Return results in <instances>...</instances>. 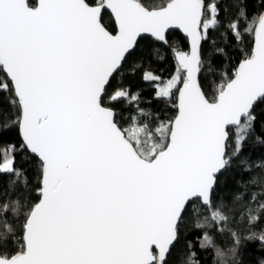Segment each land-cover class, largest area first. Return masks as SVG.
I'll return each instance as SVG.
<instances>
[{
    "label": "snow or ice",
    "instance_id": "6c2138e0",
    "mask_svg": "<svg viewBox=\"0 0 264 264\" xmlns=\"http://www.w3.org/2000/svg\"><path fill=\"white\" fill-rule=\"evenodd\" d=\"M236 8L227 30L253 43L210 95L200 77L205 65L208 73L216 68L202 42L228 12L219 0H0V130L16 126L20 136L19 144H0V176L22 193L32 181L17 155L34 156L38 170L35 202H0V264H175L170 257L186 218L205 209L198 230L226 222L218 177L234 162L242 174L250 171L240 157L264 117V12L249 19L242 0ZM173 28L186 35V49L169 44ZM142 34L172 53L170 78L146 70L142 79L154 82L156 98L175 97L173 116L140 108L130 88L109 92L137 56ZM152 52L163 59L161 48ZM121 99L135 105L133 114L113 106ZM10 211L15 220L23 216L19 236ZM197 242L202 249L213 243L207 231ZM186 247L188 264H199L192 242Z\"/></svg>",
    "mask_w": 264,
    "mask_h": 264
},
{
    "label": "trees",
    "instance_id": "16d2710c",
    "mask_svg": "<svg viewBox=\"0 0 264 264\" xmlns=\"http://www.w3.org/2000/svg\"><path fill=\"white\" fill-rule=\"evenodd\" d=\"M152 5H159L164 0H148ZM221 9H228L227 14L221 11V24L215 30L209 31V38L202 42V52L205 59H211L216 71L201 73V81L204 90L210 95L213 94L218 86L222 83L221 73L227 71L229 75L234 67L247 53L253 42V37L245 34L243 42H237L232 36V33L227 30V21L233 16L236 11V0H219ZM242 6L246 8L249 19L256 13L263 12L264 0H242ZM105 22H110L109 14L105 13ZM170 45L186 49L187 41L177 31L167 33ZM215 41V44L212 42ZM161 48L160 55L163 59H158L153 54L152 48ZM215 48L224 50L223 54L216 53ZM137 56L130 58L129 62L121 69L112 81V87L109 92H113L118 87L130 88L131 93L139 92L140 103L139 107L149 110L154 115H159L161 118L173 116L175 109L173 105L176 103L175 97L171 100L158 99L155 97L154 82H147L142 79L143 72L146 70L152 71L155 75H159L164 79H168L175 71V61L172 58V53L169 47L156 43L153 39L144 37L139 39V47L137 48ZM211 53V56H209ZM143 61L142 66L137 68L133 74L131 69L134 64ZM123 116H128L135 112V105L128 104L121 99L113 105ZM261 111L260 108L257 109ZM3 121H0L2 124ZM264 138V117L258 119L256 124V132L250 135L244 145V151L241 154V159L246 160L250 171L241 173V167L238 162H234V167L222 172L218 177L216 187V195L228 206L226 222L216 223L211 229H200L195 227V221L202 219L207 210L200 209L199 212L191 217L186 218V225L180 237V240L174 246V251L170 259L175 261V264H181V258H184V264H188L187 256L188 249L186 242L191 241L193 251L195 252L194 259L199 264H264V242L260 236L264 235V209H259V205L264 203V186L261 185V178H264V145L261 144L257 137ZM20 136L18 127L13 126L10 131L4 132L0 130V144L14 142L19 144ZM231 150V146L230 149ZM17 167H24L28 170L29 179L32 181L27 190L22 193L17 186V190L13 191L8 186L9 176H0V202L5 200L15 199L17 196H22L24 199L31 197L32 202H35L36 196L32 189L35 187V177L38 170L35 166V157L28 153H20L17 155ZM250 177H255L257 183H250ZM239 185V186H238ZM256 194V199H252V195ZM240 195V200L236 196ZM249 209H252V216L258 217L252 220L249 216ZM26 209H21V212ZM3 219V217H0ZM7 220L14 228L17 229V236L20 235L19 227L23 223V216L19 220L13 218L11 211L7 215ZM2 227V225H0ZM207 231L212 237V245L201 248L197 242L198 237H202ZM235 234V237L233 236ZM236 237L239 238V244L236 242ZM9 248L15 249V245L10 244ZM236 252L233 253L232 249ZM217 249L223 255H217Z\"/></svg>",
    "mask_w": 264,
    "mask_h": 264
},
{
    "label": "water",
    "instance_id": "95a60500",
    "mask_svg": "<svg viewBox=\"0 0 264 264\" xmlns=\"http://www.w3.org/2000/svg\"><path fill=\"white\" fill-rule=\"evenodd\" d=\"M263 12H264V10H263ZM170 31H177V32H179L183 37L186 38V41H187V37H186V35H185L181 30L176 29V28H173V29H169L168 32H170ZM142 35H143V37L150 38V37L148 36V34H142ZM138 39H139V38H138ZM252 43H253V42H252ZM187 46H188V41H187Z\"/></svg>",
    "mask_w": 264,
    "mask_h": 264
}]
</instances>
